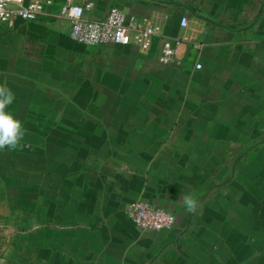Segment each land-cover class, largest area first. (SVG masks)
I'll list each match as a JSON object with an SVG mask.
<instances>
[{"label":"crops","instance_id":"1","mask_svg":"<svg viewBox=\"0 0 264 264\" xmlns=\"http://www.w3.org/2000/svg\"><path fill=\"white\" fill-rule=\"evenodd\" d=\"M51 1L0 28L26 130L0 178L34 208V264H264V0H75L91 20L116 7L159 25L149 50L73 41ZM164 39L181 42L174 64ZM136 201L175 226L141 230Z\"/></svg>","mask_w":264,"mask_h":264},{"label":"built area","instance_id":"2","mask_svg":"<svg viewBox=\"0 0 264 264\" xmlns=\"http://www.w3.org/2000/svg\"><path fill=\"white\" fill-rule=\"evenodd\" d=\"M51 4V0L30 3H25V0H0V28L5 23L13 27L17 19L36 20L46 13L47 7ZM92 8V1L81 5L75 0H66L63 5L59 17L70 21V38L73 41L90 47L134 45L142 50H149L154 38L162 33L159 25L147 19L128 15L116 7L112 8L103 19H88L86 12ZM182 26L187 27L186 19L182 20ZM180 43L179 39L163 40L161 63L169 65L177 62ZM196 69H202V65L197 64ZM127 213L135 225L143 231L169 230L176 223L173 213L146 201L133 202L128 207Z\"/></svg>","mask_w":264,"mask_h":264},{"label":"rangeland","instance_id":"3","mask_svg":"<svg viewBox=\"0 0 264 264\" xmlns=\"http://www.w3.org/2000/svg\"><path fill=\"white\" fill-rule=\"evenodd\" d=\"M6 190L0 178V264H34L35 242L27 236L35 226V215L29 217L34 208Z\"/></svg>","mask_w":264,"mask_h":264},{"label":"clouds","instance_id":"4","mask_svg":"<svg viewBox=\"0 0 264 264\" xmlns=\"http://www.w3.org/2000/svg\"><path fill=\"white\" fill-rule=\"evenodd\" d=\"M15 99L16 94L7 81L0 83V151H15L26 135L23 123L9 111ZM181 203L186 211L194 212L198 199L195 194H188L181 198Z\"/></svg>","mask_w":264,"mask_h":264}]
</instances>
